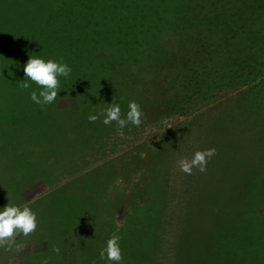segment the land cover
Segmentation results:
<instances>
[{
    "label": "rangeland",
    "instance_id": "obj_1",
    "mask_svg": "<svg viewBox=\"0 0 264 264\" xmlns=\"http://www.w3.org/2000/svg\"><path fill=\"white\" fill-rule=\"evenodd\" d=\"M112 1L99 9L114 31ZM145 12L138 48L149 42L154 57L128 55L117 32L108 45L83 19L76 32L115 52L110 70L84 71L81 53L80 72L61 78L43 108L29 98L34 83L0 89V208L27 203L38 221L0 245V264H105L99 251L112 234L122 264H264V0H148ZM3 20L17 29L30 17ZM25 30L28 42L40 31ZM130 101L139 127L87 118L111 102L124 117ZM207 148L216 155L205 172L180 170Z\"/></svg>",
    "mask_w": 264,
    "mask_h": 264
},
{
    "label": "trees",
    "instance_id": "obj_2",
    "mask_svg": "<svg viewBox=\"0 0 264 264\" xmlns=\"http://www.w3.org/2000/svg\"><path fill=\"white\" fill-rule=\"evenodd\" d=\"M3 1L4 5L0 8V89H8L14 83L22 84L20 82L24 79L23 66L31 54L39 55L46 60H62L71 67L73 75L76 71L80 72L81 70L80 64H77L81 53L89 59L87 67H83L84 71L89 70V66L95 64H100L104 68L102 73L110 70L111 67H107L105 64L110 62V59L115 56V52L110 50V53L105 55L103 51L99 50L100 43L95 39L98 37L97 33L88 34L89 31H85L84 36H81L76 32L75 28L80 27L79 21L83 19H88L95 25L96 30L103 35V39H107L108 45L113 44L111 40L114 38V32H117L120 36L115 38L117 39L116 46L122 50L130 48L126 50L128 55L143 54V56L154 57L148 53L149 42L145 43L146 49L143 46V50L138 48L140 44L143 45L144 37L149 34L147 24L142 22L148 0H113L110 12L115 27L114 31L112 26L108 29L107 21L110 20L107 18L108 15L103 9H99L111 0H60L58 6L51 9L49 7L50 0H37L34 5L27 4L26 0H19V4L15 2L16 0ZM160 1L164 2L165 0ZM54 3L57 2L54 1ZM44 8H48L49 28L42 31ZM120 12L122 13L119 14ZM5 14H9V17L29 15L30 21L27 26L20 24V27L16 29V27H11L8 21L3 20ZM33 14H40L41 17L35 19ZM87 24L90 23L86 22L84 25ZM30 26L40 31L34 40L28 42L25 28ZM116 27L127 29V32H119ZM85 36H87L86 41H84ZM157 50L155 48L153 53L156 54ZM117 59L123 61L124 57L118 56ZM114 73L117 74V71ZM12 75H17L19 79L11 78Z\"/></svg>",
    "mask_w": 264,
    "mask_h": 264
},
{
    "label": "clouds",
    "instance_id": "obj_3",
    "mask_svg": "<svg viewBox=\"0 0 264 264\" xmlns=\"http://www.w3.org/2000/svg\"><path fill=\"white\" fill-rule=\"evenodd\" d=\"M24 79L22 87L31 88L34 83L37 90L29 93L30 100L40 105L42 108L46 105L53 104L60 92V79H68L71 76V67L62 60L44 59L39 55L29 58L23 66ZM110 107L103 110L102 114L88 115L89 122H95L102 115V123L110 125L113 122L123 129L128 125L139 127L142 124L143 113L140 106L135 101L128 103V111L124 117L121 116V107L117 103H109ZM216 155L215 148H207L196 151L190 159L180 160V170L191 175L193 169L203 173L207 169V165L211 158ZM38 226L36 213L29 204L23 205L7 204L0 208V245H4L6 241L23 235L28 236L33 233ZM121 237L112 234L99 251V260L105 264H122L123 256L120 246ZM59 252L58 248L53 249Z\"/></svg>",
    "mask_w": 264,
    "mask_h": 264
}]
</instances>
